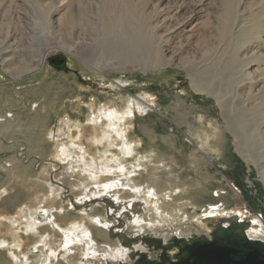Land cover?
<instances>
[{
	"label": "bare ground",
	"instance_id": "1",
	"mask_svg": "<svg viewBox=\"0 0 264 264\" xmlns=\"http://www.w3.org/2000/svg\"><path fill=\"white\" fill-rule=\"evenodd\" d=\"M23 1L28 4L30 2L33 5L30 4V8H34L31 9L37 24H33V32H30L28 40L18 51L13 48L12 51L10 43L6 45L10 40L8 36L4 37L5 41L0 40L2 69L13 82H21L24 80L22 77L31 76L42 69L47 57L56 50L76 57L95 75L122 72L128 69V65L144 72L177 67L187 76L195 95L214 101L221 117L211 120L205 115H196L197 125L192 126L187 124L185 114L179 116L180 124L186 125L189 131L187 137L191 147L188 146L185 156L180 144L174 142L169 135L158 136L146 127L141 132L151 142L161 141L171 146L172 150L184 157L185 164H181L173 156L165 157L161 152L142 160H128L124 156L130 153L128 151L119 158L105 156V160L100 157L98 160L86 149L82 155L77 154L79 157L75 161L79 163L83 160L82 165L75 166L71 162V170L78 172L79 182L78 191L74 193L77 202H74L73 207H81L82 204L98 199L111 202L116 208L111 209L109 215L116 218L124 215L128 224L127 235L135 238L134 234L144 227L147 228V231L139 234L141 237L136 244L129 247L122 246L117 241L110 244L109 232L111 225L116 222L93 218L96 207H90L87 212L82 210L80 214L74 215L77 217L76 221L63 225L56 220L59 216L50 214L44 205L42 208L35 207L34 211H24L27 214L23 225L18 218L15 219L14 223L17 226L22 225L21 229L26 237L22 236L20 241L0 240L7 264L43 263V260H38L39 256L28 255V250H24L28 240L37 241L31 246L40 248L42 253L52 243L62 250V260L55 257L53 261L49 259L45 264H62V261L67 264H84L83 261L88 264H129L132 263L129 258L131 253L137 256L138 253L145 252L148 257L151 256L150 250L141 242L143 238L150 237L153 239L151 242L159 239L167 244L174 237L206 236L208 230L197 226L189 233L186 227L177 231L178 227L173 218L178 215L194 217L201 212L210 219L217 215L224 218L237 215L243 221L241 211H229L227 206L220 208L216 204L218 199L211 198L213 203L209 204V208L194 207L193 214H188L187 209L193 203L191 200L195 192L202 190L203 183L211 181L206 177L209 174L206 168L225 154L227 133L233 137L235 152L249 167L254 166L257 169L261 183L264 184V0H233L223 8L219 19L217 17L213 32H206L208 36L199 35L194 29L200 20V25L205 27L209 26L210 21L213 22H208L210 15L207 8L210 10V0ZM242 7L244 11L240 12ZM54 43L55 46L52 45ZM136 100L141 101L136 98L122 101V104L109 102L98 105L95 101L90 103V106L96 108L95 116L99 115L97 119L101 118L99 124L94 123L83 131L92 137L93 145L102 144L103 148L107 143L112 145L115 136L120 141L127 142L129 135L126 129L128 125L134 124L133 120L138 113L136 111L139 108L143 110L141 106L144 102L138 104ZM134 103L138 106L136 109ZM181 105L183 103H179L177 109ZM10 122L13 123L12 120ZM41 122L43 123L42 120ZM56 145L55 149L62 150L60 155L54 154L56 158L67 160L69 153L66 146L59 148ZM20 166L23 164L15 160L11 168ZM80 171L85 174L81 175ZM164 172H169V180L172 179L173 185L169 187L171 192H160L157 189V183L163 181L160 174ZM184 172H194L195 178L180 182ZM225 183L228 184L229 191L221 194L222 197L228 194L234 201L242 198L229 181ZM48 189L52 193L55 191L52 186ZM169 200L170 208L167 210L161 206V202L168 203ZM147 209L148 214L164 213L171 220L160 225L145 224L144 215ZM60 210L63 211L62 218L73 216L67 206H60ZM44 221L48 225L43 224ZM10 234L15 236L11 232ZM246 236L264 242V222H250ZM116 243L118 248L114 249ZM173 254L174 251L171 252Z\"/></svg>",
	"mask_w": 264,
	"mask_h": 264
},
{
	"label": "rangeland",
	"instance_id": "2",
	"mask_svg": "<svg viewBox=\"0 0 264 264\" xmlns=\"http://www.w3.org/2000/svg\"><path fill=\"white\" fill-rule=\"evenodd\" d=\"M232 1L210 0V10L207 8V13L210 15L208 22L213 20L214 23L210 21L209 26L205 27L200 25V20L194 30L199 35L208 36L206 32H213L218 21L217 17ZM25 2L27 1L0 0V40L5 41L4 37L8 36L10 40L6 45L8 46L10 43L11 49L17 51L28 40L30 32H33V24H37L32 11L34 8H30L32 4ZM242 10L244 11L243 7L240 12ZM8 25L9 27H7ZM5 29L9 33H6ZM75 32L76 29H74ZM52 45L55 46V43ZM2 68L0 62V88H3L0 90V118L2 117L0 119V240L17 239L20 241L26 237L21 229V226L26 222L24 217L27 212L24 211H34L35 207L42 208L45 205L50 214L59 216L56 220L63 225L76 221L77 217L74 215L80 214L82 210L85 209L84 212H87L90 207H96L93 211V218H105L111 223L113 220L116 222L112 224L113 226L111 225L109 232L111 236L108 242L113 244L117 241L118 244L125 247L133 246L140 239L139 234L147 231V228L144 227L143 230L134 234L135 238L127 235L128 224L124 215L117 218L114 215H109L111 209L116 208L111 202L98 199L85 205L82 204L81 207L77 205L75 208L73 207L74 202H77L74 199V193L78 191L79 182L77 180L78 172L74 173L71 170V162H74L75 166L82 165L83 160H80L79 163H75V161L79 157L77 154L82 155L86 149L98 160L100 158L103 160L105 156L119 158L126 151L130 152L124 155L128 160H142L152 158L156 152H161L165 157L173 156L178 162L185 164L184 157L179 155L176 150H172L171 146L161 141L151 142L141 132L146 127L153 130L158 136L169 135L174 142L180 144L181 151L185 156L188 146L191 147L187 137L189 131L186 125L180 124L179 116L182 113L185 114L187 124L192 126L197 125L196 115H205L207 119L211 120L221 117L220 110L217 109L214 101L202 95H195L187 76L177 67L144 72V70H135L128 65L125 72H106L105 75H95L90 73L76 57H70L61 50H56L47 57L42 69L31 75L32 77H22L24 80L21 82H13ZM7 97H11V100H8ZM136 98L141 100L139 102L136 100V103L144 102L145 104L143 103L141 106L143 110L139 108L136 111L138 113L133 120L134 124L128 125L126 129L129 135L126 138L127 142H122L117 138L118 136H115L112 145L107 143L104 148L102 144H94V146L92 137L87 132H83L94 123L99 124L101 121L100 117L97 119L99 115L95 116L96 108L90 106V103L95 101L98 102V105L109 102L122 104V101ZM179 103H183V105L177 109ZM137 107L135 105L134 109ZM6 117L10 119H6ZM11 120L14 124H11ZM4 121L5 123H2ZM38 127H41V130ZM50 133L51 135H49ZM229 134H226L228 139L226 138L225 154L222 155V158H218L213 165H207L206 169L209 174L206 177L208 176L207 178H210L211 181L203 183L202 190L195 192L192 198L194 201L191 200L193 203L191 207H188L187 213L193 214L194 207L208 206L207 208H209V204L213 203L212 199H218L216 204L220 208L227 206L226 209L229 211H241L243 221L248 223L262 221L263 224L264 184L261 183L257 169L254 166L249 167L235 152L233 137ZM55 144L59 148L66 146L67 153H69L67 160L56 158L55 155L61 153L62 150L55 149ZM15 160H19L23 166L12 169L11 165ZM181 170L184 171L183 168ZM193 173L184 172L180 182H187L189 179L195 178ZM80 174L83 175L85 172L80 171ZM169 176V172L160 174V178L163 179L162 182L157 183V189L160 192H171L169 187L173 185V182L172 179L169 180ZM223 181H229L242 198L234 201L228 194L222 197L221 194L229 191L228 184H224ZM49 186L55 188L53 193L51 189H48ZM125 198L129 201L128 197ZM53 199L55 201H51ZM60 206H67L73 216L69 218L70 215H68L62 218L63 211L60 210ZM161 206L168 210L170 200L168 203L162 201ZM226 209L225 211H227ZM148 212L149 209L144 215L145 224L160 225L171 220L164 213L153 215ZM203 214L200 212L194 217L178 215L173 218L178 227L177 231L186 227V231L189 233L197 226L208 230L206 236L209 237L214 224L223 216L217 215L210 219ZM222 214L225 215V213ZM150 217H152L151 220ZM17 218L22 224L21 226L14 223ZM86 221L88 222V220ZM43 224H47V222L44 221ZM10 232L15 236L12 237ZM54 239L58 240V238ZM36 242L28 240V244L24 246V250L29 252H27L28 255L39 256L38 260H43L42 264H45L49 259L53 261L55 257L62 260V250L57 248V244H50L51 246L49 248L47 246L42 253L40 248H32L31 244ZM151 247L153 248V246ZM113 248H118L117 243ZM150 252L149 258H156L158 251ZM62 262V264H67ZM82 263L88 264L84 261ZM0 264H7L5 252L1 247Z\"/></svg>",
	"mask_w": 264,
	"mask_h": 264
},
{
	"label": "water",
	"instance_id": "3",
	"mask_svg": "<svg viewBox=\"0 0 264 264\" xmlns=\"http://www.w3.org/2000/svg\"><path fill=\"white\" fill-rule=\"evenodd\" d=\"M248 226L247 221L231 215L216 221L209 238L204 235L174 237L167 244L159 239L151 242L150 237L143 238L141 242L150 251H158L156 258H149L145 252L137 256L131 253L129 264H264V242L249 239Z\"/></svg>",
	"mask_w": 264,
	"mask_h": 264
}]
</instances>
